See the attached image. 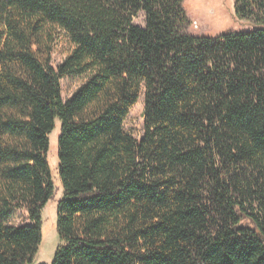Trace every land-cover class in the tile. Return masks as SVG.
Returning a JSON list of instances; mask_svg holds the SVG:
<instances>
[{
    "label": "trees",
    "instance_id": "trees-1",
    "mask_svg": "<svg viewBox=\"0 0 264 264\" xmlns=\"http://www.w3.org/2000/svg\"><path fill=\"white\" fill-rule=\"evenodd\" d=\"M235 14L254 29L195 36L185 0H0V264L39 253L57 121L51 264H264V0ZM72 76L86 82L63 100Z\"/></svg>",
    "mask_w": 264,
    "mask_h": 264
},
{
    "label": "rangeland",
    "instance_id": "rangeland-1",
    "mask_svg": "<svg viewBox=\"0 0 264 264\" xmlns=\"http://www.w3.org/2000/svg\"><path fill=\"white\" fill-rule=\"evenodd\" d=\"M236 0H185V9L191 21L189 34L195 36H218L226 32H248L254 29L250 21L239 20L235 14ZM136 25L145 26V15L140 13L134 20ZM73 47L68 37L58 33L54 43L52 65L58 67L69 56ZM85 76H72L62 80V98H70L84 83ZM144 96L138 101L125 122V131L135 139H141L145 133ZM60 122L50 135L51 148L48 162L52 169L55 193L42 212L43 242L34 264H51L56 252L63 243L57 233V215L60 200L65 192L59 177L58 138ZM8 224L32 225L24 210L12 211L6 219Z\"/></svg>",
    "mask_w": 264,
    "mask_h": 264
}]
</instances>
